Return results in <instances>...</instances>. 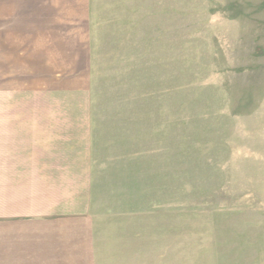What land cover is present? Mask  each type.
<instances>
[{
    "label": "rangeland",
    "instance_id": "rangeland-1",
    "mask_svg": "<svg viewBox=\"0 0 264 264\" xmlns=\"http://www.w3.org/2000/svg\"><path fill=\"white\" fill-rule=\"evenodd\" d=\"M83 1L0 2V119L88 137L90 264H264V0Z\"/></svg>",
    "mask_w": 264,
    "mask_h": 264
},
{
    "label": "crops",
    "instance_id": "crops-1",
    "mask_svg": "<svg viewBox=\"0 0 264 264\" xmlns=\"http://www.w3.org/2000/svg\"><path fill=\"white\" fill-rule=\"evenodd\" d=\"M42 1L50 16L55 9L59 14L66 8L59 6L62 0ZM67 1L68 8L83 7V0ZM17 19L5 16L0 32L7 33L10 20ZM42 34L44 40L53 38ZM6 39L0 34V40ZM3 46L7 49V40ZM10 57L6 50L4 55L0 52L1 63H9ZM4 118L0 119V264H90L94 240L88 137L71 134L62 121Z\"/></svg>",
    "mask_w": 264,
    "mask_h": 264
}]
</instances>
